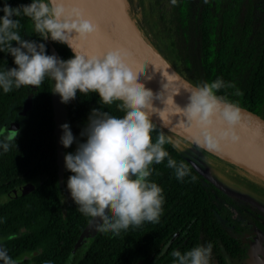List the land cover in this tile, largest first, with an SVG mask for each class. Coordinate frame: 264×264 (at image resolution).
Here are the masks:
<instances>
[{
    "label": "trees",
    "instance_id": "trees-1",
    "mask_svg": "<svg viewBox=\"0 0 264 264\" xmlns=\"http://www.w3.org/2000/svg\"><path fill=\"white\" fill-rule=\"evenodd\" d=\"M166 1L170 7L166 11L161 9L158 18L164 42L157 46L160 54L197 84L221 78L230 86L217 94L264 113V0H176L175 4L172 0H154L161 7ZM31 2L0 0V8L5 3L17 7ZM18 19L22 25L20 35L46 44L47 54L52 55L49 39L42 40L35 34L29 18ZM54 44L61 59L73 58L64 44ZM13 46H17L15 42ZM12 67L16 65L11 54L0 52V71ZM51 93L52 81L47 79L39 88L21 87L7 94L0 89V125L8 115L16 116L28 95L33 101L16 142H12L8 151L0 153V175H6V182H0V194H7L11 188L25 182L35 184L29 193L0 202V249L5 250L15 264H64L90 219L78 211L73 200L63 211ZM99 100L96 93L85 96L78 92L76 99L69 102V120L76 144L67 148V153H74L78 143L86 141L87 137L81 136V132L87 127L93 109L108 111L117 117L124 115L116 104L103 105ZM152 121L156 124L153 139L160 132L170 137L166 150L178 164L183 162L191 175L181 181L176 178L174 169L167 167V160L154 164L150 179L162 187L165 197L159 223L145 222L139 228L122 231L119 236L99 231L85 249L74 253L68 264H162L160 242L168 230L174 232L178 215L186 222L190 214H199L197 222L194 218L190 220L196 224L189 225L197 234L206 224L212 205L207 184L229 200L250 205L205 178L189 158L202 167L211 165L216 171L221 167L227 177L234 173L231 168ZM38 174L44 178L39 179ZM68 174L72 175L69 171ZM191 176L196 179L192 180ZM33 250L37 251L27 257L26 252ZM0 264H4L3 260Z\"/></svg>",
    "mask_w": 264,
    "mask_h": 264
},
{
    "label": "clouds",
    "instance_id": "clouds-1",
    "mask_svg": "<svg viewBox=\"0 0 264 264\" xmlns=\"http://www.w3.org/2000/svg\"><path fill=\"white\" fill-rule=\"evenodd\" d=\"M0 12V52L11 54L16 65L0 71V89L5 94L21 87L39 88L47 79L53 82L52 91L64 104L75 100L78 92L85 96L96 93L103 105L116 104L124 113L117 117L93 109L81 132L86 141L78 143L74 153L65 155L66 170L72 173L67 189L78 211L97 219L98 231L114 236L145 222L159 223L165 197L162 187L150 179L153 165L167 160V167L174 169L178 180L191 175L188 167L183 162L178 164L166 150L171 138L163 132L155 140L152 135L156 124L151 117L162 112L153 101L161 100L167 105L170 99L175 104L173 97L165 99L163 91L156 94L138 82L143 70L137 72L129 54L121 48L99 54L78 51L73 41L87 43L89 37L98 33L99 25L85 18L83 9L69 6L65 0H32L17 7L5 3ZM21 16L29 18L42 40L50 38L67 45L73 58L64 60L48 55L46 44L24 39L19 31ZM167 85H163L165 90ZM229 86L221 78L204 82L186 88L190 93L186 107L175 104L179 114L186 118L182 122L197 130L194 143L204 151H219L222 141L239 139L234 129L240 109L217 95ZM61 129V144L70 148L76 137L68 123L62 124ZM18 135V130H0V148L8 151ZM171 255L173 264H213V245L201 244L184 253L173 250ZM0 260L15 264L3 249Z\"/></svg>",
    "mask_w": 264,
    "mask_h": 264
},
{
    "label": "water",
    "instance_id": "water-1",
    "mask_svg": "<svg viewBox=\"0 0 264 264\" xmlns=\"http://www.w3.org/2000/svg\"><path fill=\"white\" fill-rule=\"evenodd\" d=\"M65 3L69 6H76L83 9L85 18L91 19L94 23L99 25L98 33L89 37L87 43H83L79 40L73 41L74 45L77 46L78 51L82 53L99 54L116 48L123 49L129 54V60L133 64L135 70L137 72L143 70L139 76L138 82L143 83L146 89H151L156 94H159L163 91L161 95L165 99L173 97L175 104L180 108L187 106L189 103L190 93L186 90V88L196 86L198 84L172 66L160 54L157 48H154V46L149 41L143 38L142 33L138 31L139 29L135 33L137 39L130 36L132 38L131 39L124 35L115 25L101 18L93 10V8L86 4L83 0H65ZM125 11L128 12L126 6ZM75 35L76 34L73 33V36ZM49 44L52 55L60 58L58 50L51 45L50 41ZM65 46L74 56L73 51L67 45ZM146 77H151V79H146ZM166 83H168V85L167 89L165 90L163 85ZM217 95L221 96L219 94ZM51 98L53 117L55 120L54 134L56 137L57 148V172L61 182H63L65 155L67 154V151L66 148L61 144V136L63 135L61 125L64 124L69 118L70 111L67 108V104L62 103L60 96L55 94L53 91L51 93ZM224 98L227 102L235 104L240 109L239 122L234 129V132L239 139L236 142H233L231 139L222 141L219 151L208 152L196 146L194 143V136L196 135L197 130L191 125L182 122L183 119L186 122V118H183L182 115L179 114V109L170 99L167 105L161 100L153 101L154 107L162 112L159 114H153L151 119L172 131L182 140L192 145L195 149L203 152L204 154L210 155L212 158L228 167L229 165H227V163L221 159L231 161L235 164L237 163L226 157L222 150L236 153L240 157L246 160L248 159V161L250 160L264 169V113L240 101L227 97ZM31 105L32 99L29 97L24 105V109L19 114L20 118L27 116V110L31 107ZM189 161L199 173L214 183L217 187L223 189L229 194L237 196L238 198L250 201L264 209L263 205L251 198L246 193L223 184L212 173L214 168L213 166L207 165L202 167L191 158H189ZM238 166L240 165L238 164ZM240 167L245 169L242 166ZM245 170L248 171L247 169ZM248 172L251 173L250 171ZM258 179L264 182V180L260 178ZM17 190L22 193L25 189L18 188ZM98 223L99 221L97 219L90 218L89 222L86 224L80 236L78 237L74 247L71 249V252L69 253L64 264H68L70 262L74 253L76 252L77 247L80 246L89 235L96 234L98 231ZM250 261L252 264H255L252 260Z\"/></svg>",
    "mask_w": 264,
    "mask_h": 264
},
{
    "label": "flooded vegetation",
    "instance_id": "flooded-vegetation-1",
    "mask_svg": "<svg viewBox=\"0 0 264 264\" xmlns=\"http://www.w3.org/2000/svg\"><path fill=\"white\" fill-rule=\"evenodd\" d=\"M29 97L32 99V96L28 95L25 99L24 105ZM30 108L27 110V116L22 118L19 117V114L24 109V106L17 111L15 117L8 115L5 121L0 125V130H19L21 128L22 121L28 117V111ZM67 108L70 111L69 103L67 104ZM69 119L70 116L65 121V123L70 125L73 135H75ZM3 152L5 151L0 148V153ZM234 171V173L238 172L239 175L241 174L240 171L235 169ZM69 176L70 175L68 174L66 167L64 168L63 182H61L58 176V183L61 189V204L64 212L66 206L72 201L71 194L67 189V180ZM5 177L6 175L1 174L0 182L5 183ZM37 177L39 179L44 178L42 174H38ZM254 181L257 184L255 187H253L255 191L246 186H241L244 190L239 191L246 193L264 206V183H261L256 179ZM207 186L208 196L212 205L206 224L197 234V232L195 233V228L190 229L189 225L196 224L192 223L190 220L194 218L195 222H197L199 214H190L187 216L186 222L181 220V217L178 215V218L174 223L176 226L174 232H172V230H168L167 232L169 233L165 234L160 242L159 250L161 252L160 256L162 264L173 263L174 258L171 255L173 250H179L181 253H184V251L190 250L193 247L199 246L201 244H207L209 242H211L213 245V264H252L250 260H252L255 264H264V209L250 201L238 198L237 196L236 197L238 199L249 203L250 205L229 200L224 194L217 191L215 187H212L209 184H207ZM34 187L35 184L33 182L19 184L11 188L7 194H0V202H4L7 197L15 198L29 193ZM18 188H24L25 190L24 192L20 193V191L17 190ZM64 191L68 196L65 203L62 202ZM216 206L217 209H215ZM166 221L168 228V220ZM198 230L199 229H197V231ZM68 232L72 231L68 230ZM98 232L99 231H97L94 235H89L88 238L77 247L76 251L78 249H85V247L91 243L93 237H95ZM59 234H61V231H59ZM37 249L40 250V247H37ZM36 251L37 250L27 251L26 256L32 257ZM153 258L155 260V257Z\"/></svg>",
    "mask_w": 264,
    "mask_h": 264
},
{
    "label": "rangeland",
    "instance_id": "rangeland-1",
    "mask_svg": "<svg viewBox=\"0 0 264 264\" xmlns=\"http://www.w3.org/2000/svg\"><path fill=\"white\" fill-rule=\"evenodd\" d=\"M124 2L129 15L133 19V22L128 21L127 30L136 36L135 33L139 29L138 31L142 33L143 38L149 41L154 46V48H157V46L162 45V43L164 42L162 39L161 31L159 29L158 18L161 9L164 11L169 9L170 5L168 1H166L162 5V7L161 5L155 3L154 0H124ZM49 41L51 45L55 47L54 41H52L50 38ZM75 144L76 140L74 141V145ZM221 160L227 163V165H229V168H231L233 171L235 169L241 172L240 175L237 172L231 174L230 177H227V173L223 168L220 167L217 171L213 168L212 173L223 184L236 190H244L241 186H246L255 191L253 188L257 185L254 181L255 179L261 183H264L263 181L255 177L253 174L238 166V164L224 159ZM62 197V202L65 203L66 199L68 198L65 191L63 192Z\"/></svg>",
    "mask_w": 264,
    "mask_h": 264
},
{
    "label": "bare ground",
    "instance_id": "bare-ground-1",
    "mask_svg": "<svg viewBox=\"0 0 264 264\" xmlns=\"http://www.w3.org/2000/svg\"><path fill=\"white\" fill-rule=\"evenodd\" d=\"M83 1L89 6H91L93 10L101 18L115 25L124 35H126L129 38L135 37L137 39V36H135L134 34H132L127 30L128 21L130 22L133 19L131 18L129 13L125 11L124 0H83ZM222 152L225 153L226 157H228L229 159L233 160L240 166L250 171L252 174H254V176L264 180V169L261 168L259 165L253 163L250 160L248 161V159L246 160L231 151L222 150Z\"/></svg>",
    "mask_w": 264,
    "mask_h": 264
}]
</instances>
